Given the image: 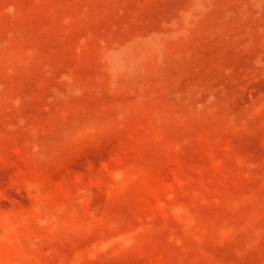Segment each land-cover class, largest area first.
Instances as JSON below:
<instances>
[{
	"label": "rangeland",
	"instance_id": "obj_1",
	"mask_svg": "<svg viewBox=\"0 0 264 264\" xmlns=\"http://www.w3.org/2000/svg\"><path fill=\"white\" fill-rule=\"evenodd\" d=\"M0 264H264V0H0Z\"/></svg>",
	"mask_w": 264,
	"mask_h": 264
}]
</instances>
